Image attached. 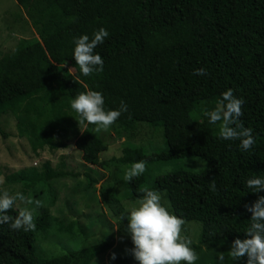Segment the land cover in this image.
<instances>
[{
	"label": "trees",
	"instance_id": "obj_1",
	"mask_svg": "<svg viewBox=\"0 0 264 264\" xmlns=\"http://www.w3.org/2000/svg\"><path fill=\"white\" fill-rule=\"evenodd\" d=\"M15 1L38 38L0 57V118L16 116L18 136L27 138L36 152L60 147L55 135L76 129L74 120L80 117L70 101L79 92L100 91L106 110L118 109L124 101L128 111L112 125L124 132L140 123L160 125L166 147L149 153L124 148L116 159L120 164L142 160L147 169L187 157L205 163L199 171L173 168L148 186L163 194L171 213L200 223L191 244L195 252L231 248L236 238L245 239L251 223L245 205L264 195V190L246 187L247 179L264 177V0ZM100 27L109 32L94 49L104 61L103 71L84 76L73 56L74 37L87 34L91 39ZM199 68L207 75H194ZM229 88L244 100L240 122L253 129L255 144L247 151L240 149L239 140L220 139L219 122L210 124L204 115ZM94 126L85 123L74 146L84 163L102 169L107 162L100 155L107 146L90 132ZM42 166V171L29 166L7 173L5 183H20L27 190L66 176L48 162ZM144 173L125 182L129 199L143 195ZM86 177L88 186L96 183ZM213 180L215 192L209 188ZM101 196L109 202L107 192L102 190ZM56 221L41 209L32 231L0 225V264H91L115 245L113 237H106L59 255L42 254L36 234L48 232ZM59 230L77 235L71 227ZM239 261L247 264V256ZM115 264L137 263L119 257Z\"/></svg>",
	"mask_w": 264,
	"mask_h": 264
},
{
	"label": "rangeland",
	"instance_id": "obj_2",
	"mask_svg": "<svg viewBox=\"0 0 264 264\" xmlns=\"http://www.w3.org/2000/svg\"><path fill=\"white\" fill-rule=\"evenodd\" d=\"M38 35L31 21L26 17L23 9L15 0H0V57L15 50L20 44L37 39ZM66 109V106H63ZM76 129L60 131L55 135L56 140L62 145L56 149L44 146L36 152L32 151L25 137L18 136L17 117L12 113L4 114L0 118V188L11 192L17 190L33 199H40L43 206L34 209L33 216L47 209L57 218L48 232L36 234V246L40 253L47 255H59L73 248L90 245L102 238L113 237L115 245L109 251L96 257L91 264H115V260L131 258L134 263L138 261L126 251L134 247L130 235L124 228L128 220L125 209L137 200L129 199L126 183L123 180L124 171L131 164H120L116 159L124 153V148H142L146 153L158 148H165L163 129L160 125L140 123L136 129L129 132L120 130L116 125H111L107 131L94 133V127L90 132L99 137L107 146L101 153L100 159L105 160V168L87 165L81 159V153L74 146V139L80 126L74 120ZM84 128V125L82 126ZM48 162L55 170L61 171L66 176L49 178L34 189H23L20 183H5V175L21 168L35 166L40 171L42 164ZM199 171L205 167V163L198 157H187L168 163H154L147 166L144 173V186L148 187L155 177L165 174L173 168ZM89 175L96 183L88 186ZM107 192L108 203L103 201L101 191ZM161 195V202L171 212V207L166 198ZM125 216L123 219L122 217ZM60 223V224H59ZM200 224V223H199ZM195 221L184 223L182 235L196 242L200 225ZM60 227H71L77 233L73 236ZM116 227H119L117 230ZM80 229L84 234L80 232ZM230 247L217 248L212 251L205 249L198 253L195 264H219L218 256L221 252L225 255L224 264H240L233 261L228 255ZM116 259H111L112 253Z\"/></svg>",
	"mask_w": 264,
	"mask_h": 264
},
{
	"label": "clouds",
	"instance_id": "obj_3",
	"mask_svg": "<svg viewBox=\"0 0 264 264\" xmlns=\"http://www.w3.org/2000/svg\"><path fill=\"white\" fill-rule=\"evenodd\" d=\"M109 32L104 27L95 30L90 39L84 34L74 37V59L84 76H90L93 72H102L104 61L94 49L104 43ZM70 70V69H69ZM194 75H207L206 69L199 68ZM78 81V80H76ZM244 100L237 98L231 88L222 93V99L218 101L214 110H205L204 115L209 118L210 124L219 122V137L223 140H239L242 151L250 150L255 144L253 129L245 127L240 122L243 116L242 105ZM103 94L96 90L79 92L70 101L71 108L79 115L78 123L80 130L85 123L95 125L94 133L99 134L107 131L116 122L122 113L128 111L124 101L120 102L118 109H105ZM146 171L144 161L131 164L124 171L123 180L130 182L133 178L142 175ZM246 187L253 192L264 190V177L255 176L247 179ZM209 188L216 191L213 180ZM139 191L143 194L134 204L125 209L128 223L124 231L130 235L134 245L126 249L138 264H195L199 258L191 247L189 237L182 235L185 221L171 213L161 202V195L142 187ZM42 207L40 199H33L17 190L14 193L8 189L0 188V225L8 224L11 230L32 231L36 228L33 211L30 206ZM251 213L250 226L244 231L245 239L236 238L228 251L233 261H238L247 256V264H264V195L251 204L245 205ZM15 210L16 215L8 213ZM125 216L122 217V219ZM118 230L119 227H116ZM111 259H116L113 252ZM219 264H224L223 252L218 256Z\"/></svg>",
	"mask_w": 264,
	"mask_h": 264
}]
</instances>
